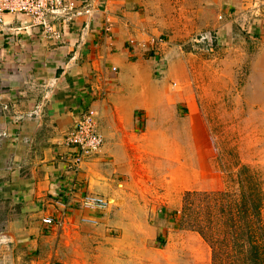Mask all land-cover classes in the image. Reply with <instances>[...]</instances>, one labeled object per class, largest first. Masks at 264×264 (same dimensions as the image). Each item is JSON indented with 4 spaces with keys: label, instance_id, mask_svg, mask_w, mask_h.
Here are the masks:
<instances>
[{
    "label": "rangeland",
    "instance_id": "374dc122",
    "mask_svg": "<svg viewBox=\"0 0 264 264\" xmlns=\"http://www.w3.org/2000/svg\"><path fill=\"white\" fill-rule=\"evenodd\" d=\"M134 1L144 31L161 41L144 55L156 67L149 85L157 100L148 102L149 117L138 107L137 156L119 170L108 157L112 195L84 197L70 224L69 214L53 218L34 237L36 254L0 222V264H212L198 225L182 216L186 195L202 224L204 200L240 201L251 186L264 199V38L249 33V16L233 14L221 39V0ZM86 199L107 208L87 212ZM88 214L99 223H82Z\"/></svg>",
    "mask_w": 264,
    "mask_h": 264
},
{
    "label": "crops",
    "instance_id": "0c3cea01",
    "mask_svg": "<svg viewBox=\"0 0 264 264\" xmlns=\"http://www.w3.org/2000/svg\"><path fill=\"white\" fill-rule=\"evenodd\" d=\"M221 1V39L234 27L227 20L233 14L249 16V33L264 38V0ZM90 3L92 16L55 26L59 40L25 16L1 17L0 222L30 255L37 252L34 237L48 228L43 219L69 214L70 224L84 197L112 195L104 161L112 157L119 170L137 156L138 107L149 117L148 102L157 100L149 85L156 67L144 57L152 54L139 48L151 37L137 2ZM90 112L104 144L75 173L65 139Z\"/></svg>",
    "mask_w": 264,
    "mask_h": 264
},
{
    "label": "trees",
    "instance_id": "16d2710c",
    "mask_svg": "<svg viewBox=\"0 0 264 264\" xmlns=\"http://www.w3.org/2000/svg\"><path fill=\"white\" fill-rule=\"evenodd\" d=\"M190 196L186 195L182 216L198 225L195 229L211 248L212 264H264V199L258 186H251L240 201L214 200L208 206L204 200L205 224L191 214Z\"/></svg>",
    "mask_w": 264,
    "mask_h": 264
},
{
    "label": "built area",
    "instance_id": "2783aa9c",
    "mask_svg": "<svg viewBox=\"0 0 264 264\" xmlns=\"http://www.w3.org/2000/svg\"><path fill=\"white\" fill-rule=\"evenodd\" d=\"M89 0H0V23L3 15H18L29 18L34 28L41 29L50 38L59 40L60 35L55 31V26L63 23H72L84 15L92 16V5ZM51 19L54 21L51 22ZM57 23V24H56ZM110 31V27L106 28ZM134 43V42H131ZM161 43L158 38L151 37L146 44L140 47L153 54L156 46ZM67 145L74 148L73 156L69 157L72 170L79 167L102 149L103 139L97 133V120L93 113L84 114L78 122L75 130L68 135ZM81 204V202H80ZM84 210L91 213H99L107 208V204L101 200L86 199L81 205ZM88 214L81 222L88 225H97L99 220ZM55 220L51 217L43 219L46 226L54 225Z\"/></svg>",
    "mask_w": 264,
    "mask_h": 264
}]
</instances>
